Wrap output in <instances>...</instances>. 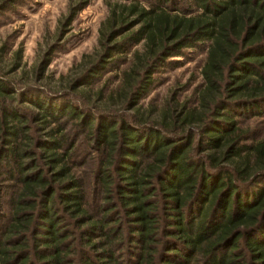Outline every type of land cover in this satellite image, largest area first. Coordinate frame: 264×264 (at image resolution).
Returning a JSON list of instances; mask_svg holds the SVG:
<instances>
[{
	"label": "trees",
	"instance_id": "obj_1",
	"mask_svg": "<svg viewBox=\"0 0 264 264\" xmlns=\"http://www.w3.org/2000/svg\"><path fill=\"white\" fill-rule=\"evenodd\" d=\"M103 27L70 93L0 69V264H264V0H116ZM189 50L190 97L147 101Z\"/></svg>",
	"mask_w": 264,
	"mask_h": 264
},
{
	"label": "rangeland",
	"instance_id": "obj_2",
	"mask_svg": "<svg viewBox=\"0 0 264 264\" xmlns=\"http://www.w3.org/2000/svg\"><path fill=\"white\" fill-rule=\"evenodd\" d=\"M115 2L116 0L10 1L0 13V48L3 49L0 50L1 71L21 89L37 87L49 92L70 93L72 81L83 71L85 64L101 52L100 30L106 25ZM204 55L199 51L189 50L185 57L177 58V67L166 69L157 75L160 83L146 100L154 98L155 102L160 103L174 91L179 92L180 100L189 98L193 87L200 81L199 70ZM114 74L113 71L105 73L90 88L92 100L95 98V90ZM115 84L114 82L110 86ZM75 98L86 102L82 98ZM90 103L94 104L93 101ZM251 125L253 128V124ZM261 125L262 123L259 124ZM87 150L83 144L79 146L77 154L80 160L84 158L82 171L92 180L98 158L97 154ZM90 184L91 182L87 187L88 192L95 197V187ZM3 212L5 207H0V213ZM0 221L3 222L2 219ZM70 240L75 242V250L81 251L84 243L77 237ZM128 257H124L125 260ZM72 261L73 264H82L81 254L77 252L72 255Z\"/></svg>",
	"mask_w": 264,
	"mask_h": 264
}]
</instances>
